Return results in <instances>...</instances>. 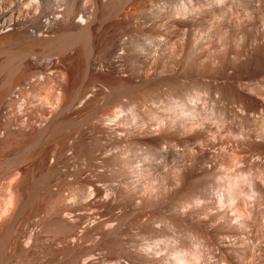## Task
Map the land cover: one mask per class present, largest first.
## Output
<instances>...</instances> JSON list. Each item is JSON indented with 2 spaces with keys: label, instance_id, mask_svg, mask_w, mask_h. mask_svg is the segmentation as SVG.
Returning <instances> with one entry per match:
<instances>
[{
  "label": "bare ground",
  "instance_id": "bare-ground-1",
  "mask_svg": "<svg viewBox=\"0 0 264 264\" xmlns=\"http://www.w3.org/2000/svg\"><path fill=\"white\" fill-rule=\"evenodd\" d=\"M0 264H264V0H0Z\"/></svg>",
  "mask_w": 264,
  "mask_h": 264
}]
</instances>
